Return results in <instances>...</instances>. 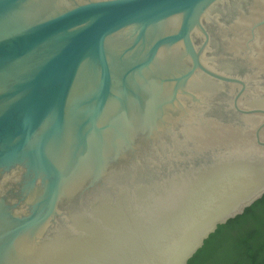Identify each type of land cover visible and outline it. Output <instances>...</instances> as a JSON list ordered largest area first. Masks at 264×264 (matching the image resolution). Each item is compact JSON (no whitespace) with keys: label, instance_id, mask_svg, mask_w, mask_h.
Returning <instances> with one entry per match:
<instances>
[{"label":"water","instance_id":"1","mask_svg":"<svg viewBox=\"0 0 264 264\" xmlns=\"http://www.w3.org/2000/svg\"><path fill=\"white\" fill-rule=\"evenodd\" d=\"M257 45L264 0H0V264H186L264 195Z\"/></svg>","mask_w":264,"mask_h":264},{"label":"trees","instance_id":"2","mask_svg":"<svg viewBox=\"0 0 264 264\" xmlns=\"http://www.w3.org/2000/svg\"><path fill=\"white\" fill-rule=\"evenodd\" d=\"M186 264H264V195L218 226Z\"/></svg>","mask_w":264,"mask_h":264},{"label":"bare ground","instance_id":"3","mask_svg":"<svg viewBox=\"0 0 264 264\" xmlns=\"http://www.w3.org/2000/svg\"><path fill=\"white\" fill-rule=\"evenodd\" d=\"M260 38H261V36H260L259 39L257 40L258 43H259V41H260ZM256 52H257V54H258L259 57L264 58V49L259 48L258 45H257V48H256Z\"/></svg>","mask_w":264,"mask_h":264}]
</instances>
